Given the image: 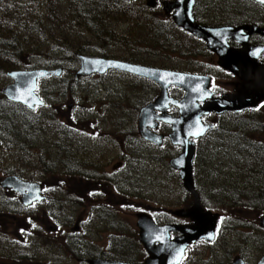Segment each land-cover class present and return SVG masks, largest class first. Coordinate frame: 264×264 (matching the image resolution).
Here are the masks:
<instances>
[{"label": "rangeland", "instance_id": "rangeland-1", "mask_svg": "<svg viewBox=\"0 0 264 264\" xmlns=\"http://www.w3.org/2000/svg\"><path fill=\"white\" fill-rule=\"evenodd\" d=\"M14 1L27 7L28 14L18 17L16 13L6 12L11 14H4L0 18V28L12 31L15 28L8 21L26 19L29 23L24 22L22 28L28 29L14 30L11 33L15 39L14 44L21 53H26L23 48H38L32 50V60L28 62L26 54L22 63L40 64L42 69L47 70L62 68L67 72L61 78L39 82V95L46 99L44 102L49 106L38 109L33 115L26 113L20 106H9L0 94V180L19 174L23 179L35 182L48 178L47 184L63 181L64 184L59 189H53L50 198L58 199L65 194L72 202L59 206L61 211H57L55 205L44 203L28 212V217L37 220L39 224H36L32 250L28 252V257L33 264H42L44 246H49V251L53 253H57L59 249L58 239L41 236L47 231L48 220L43 223L39 220L45 218L41 214L48 209L50 217L55 215L57 221L56 223L51 218V222L63 228L67 234L66 239L74 235L73 229L77 221L84 218L81 233L76 236L84 248L91 246L86 259L142 263L147 255L137 241L139 230L136 212L140 210L154 213V209L174 212L190 207L192 202L182 181L169 167V161L179 151L169 143L168 129L160 131L165 136L160 148L155 145L146 146L138 136L137 119L140 109L157 98L159 90L148 82L129 79L116 72L74 82L78 63L73 55H104L152 68L209 75L212 67L204 60V46L177 32L168 31L165 37L161 31H153V19L159 20L157 26H160L166 22L163 19L168 18L161 12L148 9L147 5L145 11L140 9L139 3L142 0H135L128 5L124 4V0H116L115 3L100 1L97 5L96 0V8L102 3L107 4V8L102 9L113 14V17H104L103 20L94 16L95 12L91 13V0H85L82 5L76 0ZM30 2L43 6L34 9L29 6ZM42 28L50 32L46 31L44 39L41 38L45 35ZM95 35L99 37L96 41ZM2 37L5 39L8 36L3 34ZM58 43L61 44L60 47L57 46ZM10 55L7 65L13 62ZM42 66L34 69H41ZM6 73L8 72L5 70L0 72V91L12 83ZM212 73L216 74L217 79L223 78L219 72ZM250 78H254V75ZM243 89L238 86L240 92L228 96L243 97ZM233 90L234 84L227 92ZM70 106H73L72 110L67 109ZM70 113L79 114L83 132L86 126H91L88 122L95 120L96 135L102 139H87L86 136L77 138L78 132L66 130L65 126H70L67 122L77 119ZM219 125L216 127L218 130L208 133L209 137L196 145L198 158L193 179L199 188H195L197 197L200 196L198 208L201 210L200 204L203 203L211 215L224 214L226 219L224 221L222 218L215 242L212 245L193 244L182 264H231L235 258H241L245 264H256L264 254V232L258 226L261 214L253 209L243 208L248 203L245 193L250 192L249 190L261 184L264 196V158L257 163L256 169L259 172L256 174L250 172L252 175H243L238 168L241 166L238 160L243 155L239 148L240 140L247 141L251 137L255 142L264 143V106L261 105L256 114H226ZM83 135L90 134L84 132ZM79 141L82 143L81 151L77 149ZM52 146L60 148H51ZM119 148L128 156L124 170L133 168L130 170L129 185H126V178L120 179V172L116 174L119 183L113 179L114 188L104 186L105 192L100 198L95 201L84 197L79 199V187L73 175L77 169L75 167L78 166L87 175H94L91 177L93 181L98 180L95 176H109L112 171L110 166L118 161L114 157ZM64 169H71V174L63 173ZM250 182H254V185ZM119 186H124L126 199H130L125 205L132 207L129 211L121 205L124 198L119 195ZM191 196L193 205L189 209L196 208V198ZM186 197L189 200L188 206H185ZM12 207L0 204V243L7 242L6 234L16 237L15 232L19 229L29 231L25 217H19L18 207ZM36 209L40 211L36 212ZM106 209L110 217H98V212ZM191 225L194 223L191 222L187 227ZM78 241L65 240L64 249H60V253L65 254L64 264H82L85 260L86 254L77 252L80 251ZM22 254L26 255L25 252Z\"/></svg>", "mask_w": 264, "mask_h": 264}, {"label": "water", "instance_id": "water-1", "mask_svg": "<svg viewBox=\"0 0 264 264\" xmlns=\"http://www.w3.org/2000/svg\"><path fill=\"white\" fill-rule=\"evenodd\" d=\"M254 1L262 3V0ZM192 4L193 0L178 1V10L173 15L174 23L183 31L202 40L207 49L218 57L219 67L242 82L245 90L243 97L227 95L220 100L207 102L211 98L207 92L209 83L207 78L82 56L78 57L79 70L75 74L74 80L77 81L79 78L88 77L92 74L118 71L154 82L159 87L160 93L153 103L140 110L138 116L139 135L146 142L160 146L162 137L153 135L148 130L149 127H155V122H163L171 126L170 143L179 147L181 153L169 162V166L178 171L184 189L194 195L191 178L194 143L191 139L198 140L212 129L211 126L203 125L201 118L210 113L217 115L240 114L255 108L261 100H264V67L259 66L257 62L258 57L264 52V47L255 48L247 44L248 37L253 34L264 37V30H257L254 27L212 29L197 26L190 15ZM169 11L166 9L167 13ZM244 31L247 33L243 34L244 38H242L240 35ZM228 41H234L240 44L242 48L231 49L227 44ZM61 73V69L8 72L6 76L12 83L2 89L1 94L8 101L21 104L33 111L36 107L44 105L35 94L37 80L60 77ZM251 75H254V78H250ZM249 82L251 84L248 85ZM170 86H175L185 92L182 101L176 102L168 98L167 89ZM198 103H202V105L200 106ZM170 106L178 108L179 118L173 119L166 115V110ZM155 112H160L161 115L156 117ZM0 186L3 189H11L20 193L23 196L21 202L24 206H29L33 201L40 200L38 197L39 187L36 185L8 177L0 182ZM195 206L196 208L174 213L175 216L187 218L194 223L193 226L188 227L156 226L146 215H138V240L148 256L141 264H180L186 249L190 245L200 241L211 242L213 240L217 226V215L204 213L198 208L197 200ZM259 226L264 230V215L259 221ZM173 232H178L180 237L171 240L170 234ZM89 264L129 263L95 260L90 261ZM231 264H243V261L235 259ZM257 264H264V254Z\"/></svg>", "mask_w": 264, "mask_h": 264}, {"label": "flooded vegetation", "instance_id": "flooded-vegetation-1", "mask_svg": "<svg viewBox=\"0 0 264 264\" xmlns=\"http://www.w3.org/2000/svg\"><path fill=\"white\" fill-rule=\"evenodd\" d=\"M95 1L96 0H91V2H90V6H91L90 10H91L92 14H93V12H95V13L97 12V8L94 5V3H96ZM134 1L135 0H131V2L125 1L124 4L128 5L129 3H132ZM178 1L179 0H144V2H143V0H142L139 3V8L142 9L143 11H145V7L147 5L148 9L153 10L154 12L157 11V12L163 13L165 15V17L168 18V19H163L164 21L170 23L176 30L182 32L185 36L190 38L192 41H195V42L201 44L202 46H204V49H205L204 50L205 51L204 57L206 58L204 60L212 67V70L209 72V75H204V74H199V73H185V72H181V73L205 77V78L209 79L208 91H210L212 94L211 99L219 100L222 97H224L225 95H231V94H235L237 92H240L238 90V86L243 88L241 82L238 81V79L236 77L225 72L224 70H222L218 66V57L207 49L206 44L203 41H200V40L196 39L195 37L191 36L190 34L184 32L182 29H180L178 26L175 25V23L173 22V15H174L175 11L178 10ZM166 9H169L170 11L167 13ZM190 15H191V18H192L194 24L197 26H201V27L212 28V29H223V28L240 29V28H244V27H254L257 30H264V2L261 3V2H256L254 0H193ZM91 16L92 15H90V18H91ZM153 21L157 25L159 20L155 21L153 19ZM246 33L247 32L244 31V33H241L240 37L244 38L243 34H246ZM98 38L99 37L97 35H95L94 41H96ZM104 41H106V38H104ZM227 44H228L229 48H231V49H241L240 44H238L234 41H228ZM247 44L249 46H252V47H264V37L259 35V34H253V35L248 37ZM79 54H81V53H79ZM83 54L84 53H82V55ZM83 56H85V55H83ZM99 56L100 57H90V56H85V57L103 59V60H114V61H118V62L130 63V62L125 61V60L106 57L104 55H99ZM257 61L259 62L260 66L264 67V52L258 57ZM131 64H134V63H131ZM62 70L63 71H62L60 77H52V78H61L62 75H67V72H65V69H62ZM212 72L221 73L223 75V78L217 79L216 74H214ZM116 73L122 74L123 76L125 75L129 79L142 81V82H148V83L152 84L156 89H158L157 86L155 84H153L151 81L141 79V78H138L136 76L129 75V74H124V73H119V72H116ZM108 74H110V72H107L104 74H93L91 76H93V77H97V76L98 77H104ZM91 76H89V77H91ZM229 78H230V80H228ZM50 79L51 78L45 79L44 81H47ZM81 79H84V78H79L77 81L79 82ZM224 79H226L228 81L225 82V81H223ZM77 81L74 80V82H77ZM232 84H234L233 92H227V89L230 88ZM249 84H251V82ZM0 94H1V91H0ZM37 95L40 97L39 90H37ZM168 96L175 101H180L184 97V92L178 88L171 87L168 90ZM41 99L43 101L46 100L45 98H41ZM153 101H150L149 103H152ZM263 104H264V102L261 103V105H263ZM48 106H49L48 103L45 102V105L43 108L48 107ZM13 107H14V105H13ZM43 108H37L34 111H31V112L27 111L26 113L33 115V114H36V111L38 109H43ZM72 108H73V106H70L67 109L72 110ZM70 114H74V116L77 119L68 121L67 124L70 126H65L66 130L72 131L74 133L78 132V136H76L77 138H82V136H86L87 139H89V138L90 139H92V138L102 139V137L100 138L98 135H96L97 126H96L95 120L89 121L88 123L91 126H86V130H84L85 133L90 134V135H83L84 132H83V127H82V120L78 118L79 114H76V113H70ZM154 115L158 116L159 113H155ZM167 115H169V117H171L173 119H177V118H179V111L176 108L171 107L167 110ZM229 115H233V114H229ZM223 117H224V115L217 116L216 114L211 113L208 116L203 117L202 122L205 125L215 124L213 130L211 131V132H214V131L218 130V129H216V127L219 125L220 120ZM71 126H73V127H71ZM150 129H151V132L153 134L162 136L163 141L165 140V136H164V134L160 133V131H165V129H168L169 134L167 135V139L171 133V127H169L163 123H155V127H152ZM207 137H209L208 134H206L202 139H205ZM107 138H108L109 143H111V145H112V141L109 139V136ZM202 139L195 141V155H194V160H193V164H192V180L194 183V188H198V186H196V183L193 179L195 176L194 171L196 172L194 167L197 163V158H198V155L196 154V149H197L196 145L198 144V142H201ZM144 143L146 144V146H149V147H151V145H152V144H149L146 142H144ZM77 144H78L77 149L79 151H81V146H82L81 141H79ZM54 147H57L58 149L60 148L59 146H52L51 148H54ZM84 148H85V146H84ZM109 148L112 151V146H110ZM175 149L178 150V148H175ZM124 153H125V151H123L121 148H119L116 156L114 157V158H118V161L114 165L110 166V169L112 171L110 172L109 176H95L98 179L96 181H93L91 178L94 175H91V174L87 175L84 170L80 169L78 166L75 167L77 169L75 170V173L73 175L76 178V183H77V186L79 187V196H80V197L78 196L79 199L84 197L90 201H95L97 198H100V196H102L103 193L105 192V190H103L104 186L109 187V185H110L111 187L114 188L113 179L117 183H119V181H118L119 179L116 177V174L120 173V172H121L120 173V179L126 178L127 179L126 185L127 186L129 185L130 178H131L130 170L132 171L133 168L127 167L128 171L124 170L123 166L128 161V156H126V154H124ZM178 155H176V157ZM144 156H146V155H144ZM238 163L239 164L241 163V157L239 158ZM200 164H201V166H203L202 162ZM47 170H49V169H47ZM70 171H71V169H64L63 173L71 174ZM14 173H19V172L14 171ZM175 173H176V175H178L177 172H175ZM42 174H43V171H42L41 175ZM7 177H13V178H15L21 182H25L27 184L38 185V187H39L38 197L40 198V200H36L35 202H32L29 206H24L21 202V199L23 196L20 193H16L15 191H13L11 189H3L0 186V204L11 207V208H13L12 206L18 207L17 211L20 214L19 217L20 218L25 217L24 219H25V221H27V227H29V231H24V229H19L18 232H15L16 237H12V235L10 237L9 235L6 234L7 242L6 243H0V264H33L31 262L30 258L28 257V252H30L32 250V240L34 239V236L36 233V232H34V230L37 228L36 224H38V222H37V220L35 221L34 219L32 220V218H29L28 212L33 211L35 208L42 206L44 203H48L49 205H52V206L55 205L56 210L61 211L59 206H65L67 204H72V202L69 200V198H67L65 196V194L60 195L58 197V199L52 198V200H51V198H50L51 194H53L52 193L53 189H55V188L59 189L64 184L63 181H58L57 184H47L48 178L43 180L45 182H43V181L42 182H35L31 179H28V180L23 179L19 174H17V175L13 174V175L7 176ZM1 181L2 180H0V182ZM93 186H94V188H93ZM82 190H83V193H82ZM198 190H199V188H198ZM118 191H119V195L124 198V200L121 203L123 209L125 208L127 211H129V209H132V207L125 206L127 202H130V199H129V197L126 199L127 196H126L124 186H119ZM126 191H128V190H126ZM55 193H57V191H55ZM129 195H130V193H129ZM188 197L192 201L191 202V206H192L193 205V200H192L193 196L188 194ZM4 198H5V200H4ZM201 198H203V194H201ZM198 199H199V201H198V204H199V202H200V196L199 195H198ZM77 200L78 199L76 198V201ZM235 203L238 204V201L235 200ZM188 205H189V200L186 197L185 206H188ZM202 205L200 204L201 210H203L205 212L209 211V210H207L206 205H204L203 203H202ZM190 207L178 209L177 211H187V210H190L189 209ZM37 211H40V210L36 209V212ZM177 211H174V212L171 211L170 212L168 210L154 209V213H150L149 211L146 212V211H140L139 210L136 212L135 215L137 217L140 214L148 215L150 218H152V220L156 226L172 225L175 227H186L187 225L191 224V222H189V220L175 216L174 213ZM215 214L226 219L224 214H221V215L218 213H215ZM36 215H38V213H36ZM41 215H42V217H45V218H42L39 220L41 223L48 220L47 231L45 233H43L41 236L47 237V238L50 237L53 239H58V243L57 242H53V243H57L58 248H59L57 253H53V252L49 251L50 250L49 246H48V248H45V246H44V253L45 254H44V261L42 262V264H62V263L64 264L65 254H61L60 249H64L65 240H67V239L73 240V241L74 240L78 241V237L76 235L81 233L80 232L81 225L84 224L85 220H84V218H80V221H77V225H75V227L73 229L74 235H70L71 237L66 239L67 234L65 233L63 228L60 226L59 227L55 226L54 225L55 222H51V218H54V220H55V215H54V217L53 216L50 217L51 213L48 209L42 211ZM43 215H45V216H43ZM106 216L110 217L109 211H107V209L102 211V212L101 211L98 212V217H102L105 219ZM184 221H186L188 223H185ZM56 223H57V221H56ZM42 227H45V226H42ZM1 234L2 233H0V235ZM72 237H74V238H72ZM179 237H180V234L178 232H173L170 234V239H177ZM137 241H138V239H137ZM202 244H204V243H202ZM77 246L80 250V251H77L79 254H86L85 260L82 261V264H89L90 260L86 259V258L89 254V252H87V251L91 249V246L84 248L82 242H80V241L77 242ZM188 249L189 248H187V250L185 251V256H186ZM94 250H96V249H94ZM101 250H103V249H101ZM22 252H25L26 255H23ZM75 255L77 256L76 252H75ZM50 256H52V257L50 258ZM185 256H184V258H185ZM116 262H121V261H116ZM128 262L129 261H127V263ZM122 263H126V262H122ZM133 263L136 264V263H141V262L135 261ZM34 264H36V263H34Z\"/></svg>", "mask_w": 264, "mask_h": 264}, {"label": "trees", "instance_id": "trees-1", "mask_svg": "<svg viewBox=\"0 0 264 264\" xmlns=\"http://www.w3.org/2000/svg\"><path fill=\"white\" fill-rule=\"evenodd\" d=\"M0 1H1L0 7L2 8V10H0V18H2L4 14H11V13H6V12L16 13L18 17L26 16V14H28L27 7L22 6L17 1H14V0H0ZM76 1L80 2L81 5L82 3L85 4V0H76ZM100 1H104V3H106L108 1L114 2L116 0H97V5L98 3H100ZM104 3H102V5H100L99 8L97 7V12L93 14L94 16L97 15L99 20H103L104 17H108V18L113 17L112 13H108L106 10L102 9V8H107V4H104ZM29 6L36 9L38 7H42L43 5L39 6L37 4H33L30 2ZM51 6H53V4H51ZM145 19L147 20L149 18H145ZM24 22L29 23L28 21H26V19L22 20L21 18L20 19L18 18V20L11 19V21H8L7 23H12L13 24L12 26L15 28L14 30L21 31V30L28 29V28H22V25ZM14 30L6 31L0 28V72L2 73V71L4 70L5 72H12V71H17V70H33L36 67L42 66L40 64L35 65L34 63H27V64L22 63L23 59H25L26 57V54L29 57L28 62L32 60L33 57L30 54L33 49H38V48L36 47L35 48H23V50L26 53H21V50L14 44L15 42L14 37L11 36V33ZM42 31L45 35L42 36L41 38L44 39V37L46 36V31L48 30H46L45 28H42ZM153 31H157V32L161 31V34H164L165 37L167 36L168 31H172V32H177L180 35L188 38L182 32L176 30L168 22H164L160 26H157L153 22ZM48 33L50 32L48 31ZM3 34H7L8 37L4 39L2 37ZM103 37H106V36H103ZM82 45L83 43L79 47H81ZM57 46L60 47L61 44L58 43ZM70 47H73V46H70ZM75 53L77 52L75 51ZM9 55L10 57H12L13 62L8 63L7 65V62L9 61ZM73 57L76 58L75 55H73ZM45 67L46 66H44V68ZM42 68L43 66L41 67V69ZM9 106L13 107L12 105H9ZM2 119L4 118L2 117ZM239 148H240V151L243 153V155L241 156V163H240L241 166L238 167L242 170V174L246 175L249 173L250 175H252L250 172H253V174H256V172H259V170L256 169V165L258 162H260L261 159L264 158V147H262L259 142L253 141V139L250 137L249 140L247 141L240 140ZM245 152H248V153L245 154ZM250 183L252 186L254 185V182L253 183L250 182ZM260 186L263 187V185L260 184L257 188L251 189L249 190L250 192L245 193L246 195L245 197H247L248 203L244 204L243 208L253 209L257 211L258 213L263 214L264 213V196H263L262 188H260Z\"/></svg>", "mask_w": 264, "mask_h": 264}, {"label": "snow or ice", "instance_id": "snow-or-ice-1", "mask_svg": "<svg viewBox=\"0 0 264 264\" xmlns=\"http://www.w3.org/2000/svg\"><path fill=\"white\" fill-rule=\"evenodd\" d=\"M262 2H264V0H262Z\"/></svg>", "mask_w": 264, "mask_h": 264}]
</instances>
